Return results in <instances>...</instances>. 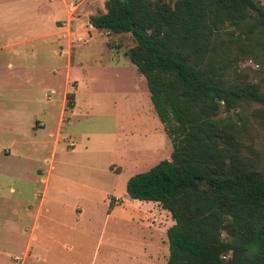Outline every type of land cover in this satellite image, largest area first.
<instances>
[{
	"label": "rangeland",
	"instance_id": "374dc122",
	"mask_svg": "<svg viewBox=\"0 0 264 264\" xmlns=\"http://www.w3.org/2000/svg\"><path fill=\"white\" fill-rule=\"evenodd\" d=\"M71 2L61 24L51 15L52 7L47 8L52 0H0V249L20 259L21 238L6 239L12 234L9 222L30 224L45 185L48 194L86 195L99 202L80 221L87 235L78 264H90L89 254L101 238L109 241V253L119 242L125 253L144 248L151 255L149 228L162 231L168 213L154 201L129 198L125 181L168 159L171 141L152 108L143 76L124 54L134 44L130 33L90 29L87 17L103 12L104 0H67ZM254 54L238 57L228 77L256 82L264 91V43ZM67 94L71 107L65 105ZM251 108L237 110L248 115ZM248 121L249 143L261 148L262 129ZM112 196L120 204L132 203L133 222L104 221L101 201L107 197L111 203L116 200ZM49 206L47 199L39 225H52L44 220L43 209ZM133 258L103 262L96 256L93 264H151L146 255ZM19 259L10 262L18 264Z\"/></svg>",
	"mask_w": 264,
	"mask_h": 264
},
{
	"label": "trees",
	"instance_id": "16d2710c",
	"mask_svg": "<svg viewBox=\"0 0 264 264\" xmlns=\"http://www.w3.org/2000/svg\"><path fill=\"white\" fill-rule=\"evenodd\" d=\"M103 8L88 23L130 33L124 54L171 141L168 159L125 181L129 198L157 202L173 221L165 264H264V91L228 77L264 43V3L104 0ZM241 104L253 105L248 115ZM249 118L262 129L261 148L249 143Z\"/></svg>",
	"mask_w": 264,
	"mask_h": 264
},
{
	"label": "crops",
	"instance_id": "0c3cea01",
	"mask_svg": "<svg viewBox=\"0 0 264 264\" xmlns=\"http://www.w3.org/2000/svg\"><path fill=\"white\" fill-rule=\"evenodd\" d=\"M68 4L70 3H67V0H56V2H53L52 0V4L47 8L52 7L51 15L54 14L53 17H55V21L60 20L62 21V24L63 20L69 16L68 8L73 6V4L72 2L70 5ZM7 6H9V4ZM88 25L90 26L89 23ZM57 28L61 27L57 26ZM90 29L97 31V29L91 26ZM62 51L61 53H63ZM69 61L70 57L69 55H66L67 66H69ZM5 149H7L6 151L9 153V148ZM46 178L47 177H44V180L41 179L43 184L46 183ZM112 198L116 199L115 196H112ZM47 199L51 206L45 207V209H43V212L45 213L44 220L51 222L52 225H47L46 223H44V225H39L37 221L42 211V206ZM119 202L120 201L116 199L110 203L107 197L101 201L102 209H105V213L103 215L104 221L112 220L117 224L133 222L134 217L128 210L133 206L132 203L125 202L127 203L125 204L122 202L120 204ZM98 203L99 202L91 200V198H88L86 195L62 194L60 192L48 194L46 191V186L44 185L42 187L41 193L39 194L37 206L33 210L34 216L30 224L19 227L18 224L9 222V228L10 231H12V234L7 236L6 239L12 241V237L14 236L21 238L22 245L20 250V259L16 255H9L8 252L0 249V264H12L10 261H16L18 259V264H25L27 259H31L33 261L39 259V262L42 264H78V257L84 254L82 249V245L84 243L83 238L87 235V231L82 227L80 221L84 215L90 216L92 212H95V205ZM125 206L128 208H124ZM27 213L28 211H26V214ZM166 213H168L167 210ZM169 217L170 215L168 213V221L165 220V226H162V231H154L153 229L149 228V231L153 233V235L150 236L152 240L151 255L149 254V251L145 252V249L142 248L140 253H131V255L134 256L132 260H135L138 257L145 258L146 255L147 262L151 264H156L157 262H162L161 264H165L168 254L165 230L173 223L172 219ZM86 220L87 222L88 220L92 221V217H87ZM161 235L164 239L161 238ZM157 240L159 241L157 242ZM103 243H105L103 247L104 249L101 253H98V249ZM108 243L109 241H102V238L97 239L93 251L89 254L90 264H93L94 258L96 256L102 258L103 262H106L110 259L119 262L125 260L126 257L132 258L130 254L125 253L122 243L119 244V242H115L114 245L116 247H114V251L109 253L107 250ZM63 256L68 257L69 259H63ZM33 261H30V264ZM138 264H142V261Z\"/></svg>",
	"mask_w": 264,
	"mask_h": 264
}]
</instances>
